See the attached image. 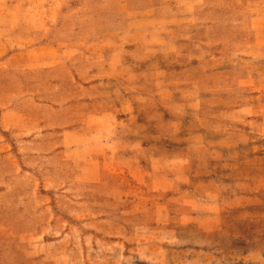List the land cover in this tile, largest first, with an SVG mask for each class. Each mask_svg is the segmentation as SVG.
Segmentation results:
<instances>
[{
    "label": "rangeland",
    "instance_id": "1",
    "mask_svg": "<svg viewBox=\"0 0 264 264\" xmlns=\"http://www.w3.org/2000/svg\"><path fill=\"white\" fill-rule=\"evenodd\" d=\"M197 1L85 0L105 5L68 17L76 40L123 28L128 7L172 23L178 13L182 31L169 34L186 42L169 72L196 81L175 109L136 108L144 147L130 175L112 178L125 170L114 160L117 171L87 182L0 137V264H264V0ZM158 116L177 126H146Z\"/></svg>",
    "mask_w": 264,
    "mask_h": 264
},
{
    "label": "crops",
    "instance_id": "2",
    "mask_svg": "<svg viewBox=\"0 0 264 264\" xmlns=\"http://www.w3.org/2000/svg\"><path fill=\"white\" fill-rule=\"evenodd\" d=\"M0 1H10L0 10V68L6 74L0 90L3 142L10 148L12 142L31 144L33 158L59 162L87 182L101 183L107 171H117L114 160H122L125 170L112 178L130 175V163L144 147L132 132L136 108L145 110L155 102L164 111L175 109L177 98L186 102L196 81L169 72V60L186 42L184 36L169 34L182 31L178 13L172 23L153 8L128 7L123 28L71 40L65 36L71 29L68 17L105 3L84 7L80 1L85 0ZM72 2L84 9H73ZM141 20L148 21L144 32L138 29ZM148 120L146 126L155 122L157 129L177 126L161 124L159 116ZM5 133H13L15 141Z\"/></svg>",
    "mask_w": 264,
    "mask_h": 264
}]
</instances>
